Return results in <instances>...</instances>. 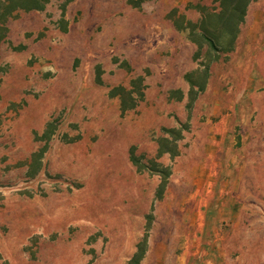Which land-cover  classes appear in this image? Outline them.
Returning a JSON list of instances; mask_svg holds the SVG:
<instances>
[{
    "label": "rangeland",
    "instance_id": "374dc122",
    "mask_svg": "<svg viewBox=\"0 0 264 264\" xmlns=\"http://www.w3.org/2000/svg\"><path fill=\"white\" fill-rule=\"evenodd\" d=\"M228 6L0 0V264H264V0Z\"/></svg>",
    "mask_w": 264,
    "mask_h": 264
},
{
    "label": "trees",
    "instance_id": "16d2710c",
    "mask_svg": "<svg viewBox=\"0 0 264 264\" xmlns=\"http://www.w3.org/2000/svg\"><path fill=\"white\" fill-rule=\"evenodd\" d=\"M20 3H25V2H37V3H43L46 2L47 0H17ZM223 2H229V6L226 8V10L224 11V14H222V17L220 18L219 24H221L224 27V30L226 31V33H231L232 37H236L237 35V28L238 25L244 20L245 14H246V9L248 7V5L253 1V0H222ZM25 5V4H24ZM19 6L20 9H39L40 6L39 4H37V6L31 7V8H25V6ZM15 8L13 7H8L6 9V11H14ZM233 28V32H230L231 29ZM201 39L203 41H205L210 47L214 48L216 47L215 41L213 39H211L210 37H208V30L206 28L201 29ZM123 109V107H122ZM126 109H123V111H125ZM179 137H180V131H175ZM164 179V178H163ZM165 183V179L163 181V183L160 184L159 190H158V197L161 198L162 197V193H163V188H164V184ZM146 241H147V236L144 237L143 239V243L138 244L137 249H136V253L134 254V256L130 259L128 264H140L144 253H145V247H146Z\"/></svg>",
    "mask_w": 264,
    "mask_h": 264
}]
</instances>
